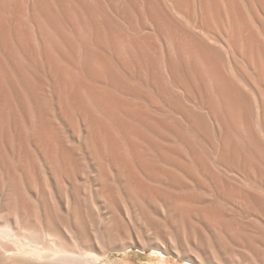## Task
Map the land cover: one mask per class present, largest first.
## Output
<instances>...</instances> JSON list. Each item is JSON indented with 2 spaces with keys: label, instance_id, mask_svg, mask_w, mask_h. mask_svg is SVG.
Returning <instances> with one entry per match:
<instances>
[{
  "label": "rangeland",
  "instance_id": "rangeland-1",
  "mask_svg": "<svg viewBox=\"0 0 264 264\" xmlns=\"http://www.w3.org/2000/svg\"><path fill=\"white\" fill-rule=\"evenodd\" d=\"M0 180L82 264H264V0H0Z\"/></svg>",
  "mask_w": 264,
  "mask_h": 264
},
{
  "label": "bare ground",
  "instance_id": "bare-ground-1",
  "mask_svg": "<svg viewBox=\"0 0 264 264\" xmlns=\"http://www.w3.org/2000/svg\"><path fill=\"white\" fill-rule=\"evenodd\" d=\"M181 1V0H180ZM257 1V0H256ZM246 2V1H245ZM249 3V2H248ZM202 6V5H201ZM232 6V5H231ZM226 14V13H225ZM224 15V14H223ZM226 17V16H225ZM245 19V18H244ZM217 20V19H216ZM235 22V21H234ZM234 30V29H233ZM244 32V31H243ZM216 35V34H215ZM249 36V35H248ZM217 37V36H216ZM229 38V37H228ZM248 43V42H247ZM230 47V46H229ZM242 47V46H241ZM245 47V46H244ZM234 50V49H233ZM171 54V53H170ZM244 57V56H243ZM252 57V56H251ZM246 58V57H245ZM248 58V57H247ZM259 77V76H258ZM188 86V85H187ZM207 105V104H206ZM206 107V106H205ZM235 108V107H234ZM212 112V111H211ZM201 115V114H200ZM209 121V120H208ZM232 121V120H231ZM228 123V122H227ZM226 127V126H225ZM263 143V142H262ZM234 152V151H233ZM227 154V153H226ZM231 157V156H230ZM247 161V160H246ZM172 169V168H171ZM193 172V171H192ZM166 175V174H165ZM250 177V176H249ZM184 178V177H183ZM1 181V180H0ZM6 181V180H5ZM26 181V179H25ZM161 181V180H160ZM249 182V181H248ZM164 183V182H163ZM188 183V182H187ZM248 184V183H247ZM22 185V184H21ZM36 185V184H35ZM7 185H4V187ZM12 186V184L10 185ZM14 186V185H13ZM18 186V185H17ZM6 188V187H5ZM8 188V187H7ZM39 188V187H38ZM0 192V264H65L66 258H73L72 264H82L80 255L85 250H89L85 244H83L79 235L73 230H69L68 237L57 227L52 228V232L46 234L37 232L36 227H42L43 217L38 216V209L41 203L44 204L45 196H33L22 193H13L2 189ZM214 190V189H213ZM216 190V189H215ZM219 191V190H218ZM28 192V191H27ZM30 192V191H29ZM257 194V193H255ZM218 195V194H216ZM259 195V194H258ZM193 196V195H192ZM232 196V193L231 195ZM256 202L259 201V197L252 195ZM225 197V196H223ZM229 197V196H228ZM239 197V195H238ZM237 197V198H238ZM241 197V195H240ZM50 198V197H49ZM220 198V197H219ZM207 199V198H206ZM223 199V198H222ZM44 200V201H43ZM199 200V199H198ZM207 201V200H206ZM232 201V200H231ZM60 202V201H59ZM193 202V201H192ZM264 202V201H263ZM199 203V202H198ZM197 204V203H196ZM200 204V203H199ZM247 204V203H246ZM250 204H253L252 202ZM256 204V203H255ZM261 204V203H260ZM40 205V206H39ZM180 206V205H179ZM172 207V206H171ZM175 207H178L175 206ZM187 207V206H186ZM201 207V205H200ZM253 207V206H251ZM238 208V207H237ZM254 208V207H253ZM172 209V208H171ZM176 209V208H175ZM189 209V208H188ZM199 209V207H198ZM190 210V209H189ZM204 210V209H203ZM202 210V211H203ZM243 210V209H242ZM184 211V210H183ZM199 212V210H198ZM207 213V212H206ZM245 213V212H244ZM226 214V213H225ZM199 215V214H198ZM201 215V214H200ZM44 216V215H43ZM190 216V215H189ZM188 216V217H189ZM223 216V215H222ZM187 217V216H186ZM201 217V216H200ZM254 217V216H253ZM202 218V217H201ZM200 218V219H201ZM192 220V218L190 217ZM189 219V220H190ZM204 219V218H203ZM202 220V219H201ZM207 221V220H206ZM221 222V219L218 220ZM229 221V220H228ZM191 222V221H190ZM209 222V221H208ZM205 223V222H204ZM231 223V222H230ZM74 224V223H73ZM46 225L43 223V226ZM181 225V224H180ZM228 225H230L228 223ZM232 226V224L230 225ZM211 227V225H210ZM46 229V227L44 226ZM167 228V227H166ZM42 229V228H41ZM40 229V230H41ZM165 229V227H164ZM168 229V228H167ZM39 230V231H40ZM49 230V229H48ZM162 230V228H161ZM169 230V229H168ZM42 231V230H41ZM50 231V230H49ZM166 231V230H164ZM77 232V231H76ZM156 232V231H155ZM169 232V231H168ZM36 233L39 235L37 236ZM163 233V232H162ZM166 233H164L165 235ZM94 235V234H93ZM158 235V234H157ZM162 235V234H161ZM164 235L162 237H164ZM176 235V234H175ZM160 236V235H159ZM245 237V236H244ZM88 238V237H87ZM161 238V237H160ZM96 239V238H95ZM11 240L16 242L17 249H21V252L15 251V247L10 243ZM86 240V239H85ZM44 241L47 246H43ZM92 239L88 240L89 244H92ZM96 241V240H95ZM245 241V240H244ZM154 243V242H153ZM164 245V244H163ZM199 245V244H198ZM93 247V245H92ZM90 248V247H89ZM153 248H155L153 246ZM159 248V247H157ZM260 250V249H259ZM179 252V251H178ZM261 252V251H260ZM180 253V252H179ZM93 254L102 255L103 253ZM259 254V253H258ZM92 256V254H91ZM180 257V256H179ZM187 258V256H182ZM181 257V258H182ZM72 259V260H73ZM157 259V258H156ZM211 261V260H210ZM209 261V262H210ZM70 262V260H69ZM68 262V263H69ZM67 263V264H68ZM70 264V263H69ZM170 264V263H169ZM195 264V263H194ZM215 264V263H208Z\"/></svg>",
  "mask_w": 264,
  "mask_h": 264
}]
</instances>
